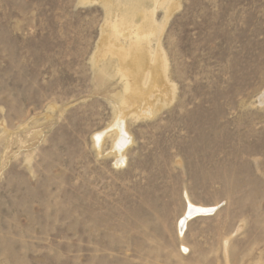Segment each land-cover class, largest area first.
<instances>
[{
    "label": "rangeland",
    "instance_id": "1",
    "mask_svg": "<svg viewBox=\"0 0 264 264\" xmlns=\"http://www.w3.org/2000/svg\"><path fill=\"white\" fill-rule=\"evenodd\" d=\"M171 2L143 116L103 0H0V264H264V0Z\"/></svg>",
    "mask_w": 264,
    "mask_h": 264
},
{
    "label": "bare ground",
    "instance_id": "2",
    "mask_svg": "<svg viewBox=\"0 0 264 264\" xmlns=\"http://www.w3.org/2000/svg\"><path fill=\"white\" fill-rule=\"evenodd\" d=\"M171 1L172 0H103V4L108 14V19L105 23V26H107L105 32L107 31L108 39L106 38L105 40H108L110 45L106 44L108 47L107 49L109 54L116 57L118 72L121 73L122 79L125 78L124 89L125 91H129L128 89L134 91L133 95H131L133 98L131 96L129 97L133 99L136 108L138 107L137 104H139L142 111L141 115L143 116H152L157 109L159 110V107L154 105L156 98L159 99L160 97L159 100H162L161 94L164 86H160L161 81H159V79L163 77L165 84L170 83L167 75V57L162 50L160 36L174 9L175 4ZM159 7H162L165 10L163 17L165 20H162L161 22H158L155 18L156 10ZM152 36H156L154 39L155 45H153ZM105 65H107V63ZM108 69L107 73H109L108 71L110 70ZM254 71L253 68H249L248 75L250 76ZM112 73L111 75L113 76ZM160 73L162 74L161 78L158 77L161 75ZM169 85L167 86L169 87ZM125 93L127 94V92ZM126 94H123L121 97V102L125 105L129 100V97L127 98ZM217 98L219 97L217 96ZM165 99H167V97H164V100ZM213 99L216 101V97ZM259 101L261 105H264V90L260 94ZM181 115L182 114L179 116ZM188 123L189 122H187V125H189ZM179 124L181 125V122H179ZM182 126L184 128V125ZM114 129L117 138H115L113 142L114 145L112 152H114L117 157V163L121 161L124 162V152L127 145L131 142V139L128 138L125 129V121L121 116L116 119ZM96 135L97 145L101 147L102 140L104 139V132H100ZM214 209V206L197 205L189 200L188 208H186V211L179 222L181 225V232L186 228V224L190 218L195 217L196 215H208Z\"/></svg>",
    "mask_w": 264,
    "mask_h": 264
},
{
    "label": "water",
    "instance_id": "3",
    "mask_svg": "<svg viewBox=\"0 0 264 264\" xmlns=\"http://www.w3.org/2000/svg\"><path fill=\"white\" fill-rule=\"evenodd\" d=\"M211 212V211H210ZM181 224H182V222H181Z\"/></svg>",
    "mask_w": 264,
    "mask_h": 264
}]
</instances>
